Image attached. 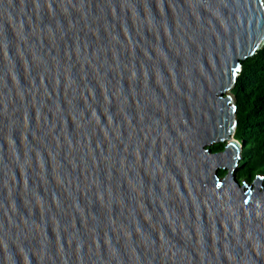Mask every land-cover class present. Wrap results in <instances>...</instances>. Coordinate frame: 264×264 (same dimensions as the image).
<instances>
[{"label":"water","instance_id":"1","mask_svg":"<svg viewBox=\"0 0 264 264\" xmlns=\"http://www.w3.org/2000/svg\"><path fill=\"white\" fill-rule=\"evenodd\" d=\"M263 46L264 0H0V264H264Z\"/></svg>","mask_w":264,"mask_h":264},{"label":"trees","instance_id":"2","mask_svg":"<svg viewBox=\"0 0 264 264\" xmlns=\"http://www.w3.org/2000/svg\"><path fill=\"white\" fill-rule=\"evenodd\" d=\"M236 104L234 138L242 144L241 160L235 173L236 180L252 182L264 178V46L252 57L242 61V69L231 90ZM214 145L211 151H221ZM226 173L219 170V176Z\"/></svg>","mask_w":264,"mask_h":264},{"label":"rangeland","instance_id":"3","mask_svg":"<svg viewBox=\"0 0 264 264\" xmlns=\"http://www.w3.org/2000/svg\"><path fill=\"white\" fill-rule=\"evenodd\" d=\"M263 178V177H262ZM262 182V184L264 185V178H263V180L261 181Z\"/></svg>","mask_w":264,"mask_h":264},{"label":"snow or ice","instance_id":"4","mask_svg":"<svg viewBox=\"0 0 264 264\" xmlns=\"http://www.w3.org/2000/svg\"><path fill=\"white\" fill-rule=\"evenodd\" d=\"M233 75H235V73H233Z\"/></svg>","mask_w":264,"mask_h":264},{"label":"clouds","instance_id":"5","mask_svg":"<svg viewBox=\"0 0 264 264\" xmlns=\"http://www.w3.org/2000/svg\"><path fill=\"white\" fill-rule=\"evenodd\" d=\"M262 177V176H261Z\"/></svg>","mask_w":264,"mask_h":264}]
</instances>
